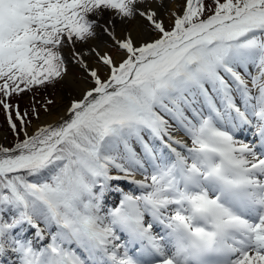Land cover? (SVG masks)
I'll list each match as a JSON object with an SVG mask.
<instances>
[{
	"label": "snow or ice",
	"instance_id": "6c2138e0",
	"mask_svg": "<svg viewBox=\"0 0 264 264\" xmlns=\"http://www.w3.org/2000/svg\"><path fill=\"white\" fill-rule=\"evenodd\" d=\"M0 110V264H264V0H0Z\"/></svg>",
	"mask_w": 264,
	"mask_h": 264
},
{
	"label": "rangeland",
	"instance_id": "374dc122",
	"mask_svg": "<svg viewBox=\"0 0 264 264\" xmlns=\"http://www.w3.org/2000/svg\"><path fill=\"white\" fill-rule=\"evenodd\" d=\"M69 74L72 75V77H74L73 78L74 80H75V78H78L81 76L80 69L77 66L71 67V65H69ZM64 83H65V81H62V82L58 83L55 88L46 89L49 92V94L47 96H50L55 101V103L52 105L53 109L56 108L58 106V104H60L59 95L62 92L61 88H62ZM44 96H46L45 90H43L42 94L38 97L39 100L40 101L43 100ZM42 115H43V113H42ZM8 136H9V134L7 131H1L0 132V140L1 141L6 140L8 138ZM113 192L114 191H110L109 193L111 194ZM107 202H108V200L106 201V206H107Z\"/></svg>",
	"mask_w": 264,
	"mask_h": 264
},
{
	"label": "bare ground",
	"instance_id": "6f19581e",
	"mask_svg": "<svg viewBox=\"0 0 264 264\" xmlns=\"http://www.w3.org/2000/svg\"><path fill=\"white\" fill-rule=\"evenodd\" d=\"M117 31L119 32L120 31V27L118 26V29ZM71 65V64H70ZM74 66V65H71V67ZM74 77H72V75H68L67 79L65 80V83L63 84L61 90V94L59 95V101H60V104H58L57 107H61L63 104L66 103L67 101V98L69 96V93H70V90L72 87L75 86V80L73 79ZM72 95H75V92H72ZM56 107V108H57ZM55 109V108H54ZM43 117V115H42ZM49 119H55V113L53 114V116L49 117ZM109 198L112 200L114 199V195H110Z\"/></svg>",
	"mask_w": 264,
	"mask_h": 264
},
{
	"label": "trees",
	"instance_id": "16d2710c",
	"mask_svg": "<svg viewBox=\"0 0 264 264\" xmlns=\"http://www.w3.org/2000/svg\"><path fill=\"white\" fill-rule=\"evenodd\" d=\"M43 90H45V93H46V96H44L43 100L44 99L51 98L50 96H47L49 94V92L46 89H42L39 92H37L35 94L36 95V98L39 100L38 97L42 94V91ZM29 95L32 97L33 94L32 93L25 94L23 97H21L18 100V103L20 104L21 109L27 110V108H28V106H29V104L31 102V97L29 99H25V98L28 97ZM43 100H41V103H43ZM5 124H6L5 115H4L3 111L0 110V130L5 127ZM10 136H11V141H12L13 140V137H12L11 133H10Z\"/></svg>",
	"mask_w": 264,
	"mask_h": 264
}]
</instances>
